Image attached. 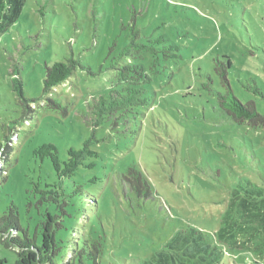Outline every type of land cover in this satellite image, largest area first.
<instances>
[{"label":"rangeland","instance_id":"374dc122","mask_svg":"<svg viewBox=\"0 0 264 264\" xmlns=\"http://www.w3.org/2000/svg\"><path fill=\"white\" fill-rule=\"evenodd\" d=\"M132 31L138 42L164 37L179 56L150 67L145 55L146 104L95 126L94 104L121 88L113 66L136 61L119 57ZM224 56L233 94L264 116V0H24L12 22L1 13L0 216L15 205L22 231L40 245L46 210L59 213L34 191L57 177L34 151L52 143L64 161L91 138L99 157L79 178L90 197L76 203L75 221L62 218L67 243L99 242L98 264H264V220L255 214L264 198L244 193L250 182L264 194V127L238 124L221 108L215 60ZM70 57L79 63L73 75L44 94L46 66ZM129 169L147 180L148 197L132 191ZM193 229L191 238L228 257L193 263L183 240ZM72 255L63 250L60 263ZM16 259L0 239V264Z\"/></svg>","mask_w":264,"mask_h":264},{"label":"trees","instance_id":"16d2710c","mask_svg":"<svg viewBox=\"0 0 264 264\" xmlns=\"http://www.w3.org/2000/svg\"><path fill=\"white\" fill-rule=\"evenodd\" d=\"M24 0H0V15L7 18V21L12 22L22 8ZM5 10L8 11L5 12ZM13 16V18H12ZM139 36L136 31H132L130 40L119 53V57L130 58L136 61H131L125 65L115 67L117 71L118 82L121 85L119 90H112L110 94L104 98L100 97L94 104L93 109L96 111L98 118L95 120V126L100 125L102 119L106 115H112L115 112L131 111L132 108L146 104L142 97L144 92L143 84L149 83L150 77L147 74L146 67L142 63L145 55H148L150 67H155L161 58H176L178 57L179 47L176 44H166L164 37L148 39L143 42H138ZM215 72L219 77L220 84L225 88V93H218L219 103L221 108L227 115L236 123H247L252 127H264V116L260 114L253 101L242 103L232 92L228 80V70L231 67V62L227 57L215 60ZM76 59L70 57L66 61L53 63L51 66H46L45 75L43 78V93L46 94L55 87L67 81L78 66ZM12 89L22 102L27 105L28 100L24 98L22 90V82L19 78L12 79ZM8 141V140H7ZM92 139H86L79 149L69 148L67 151L68 158L61 161L55 145L52 143L43 144L34 151L39 155L40 159L49 157L52 163L53 170L56 173L57 182L54 184H45L44 188L36 185L35 193L39 194L38 204H53L55 211L59 214H51L46 210L45 220L41 222V243L38 245L35 239L22 231L19 225L16 207L12 204L8 212L0 216V239L9 247L17 248V259L14 264H61L60 259L63 250L70 248L73 255L70 260L63 264H98L103 257L102 245L99 242H89L82 240L80 243H72L64 240L62 235L58 234L61 230H67L63 225L62 218H68L71 222L75 221L77 212L76 203L84 201L83 182L80 181L81 169H93L96 166L99 153L91 149ZM0 148V156L2 154ZM0 170V180L6 177ZM126 180L129 182L132 191L139 197H148L150 188L144 176L134 169H129ZM96 177L90 179V182L96 180ZM244 193L246 198L254 200L258 198L263 201L264 194L254 184L246 182L244 185ZM86 200V199H85ZM244 199L243 201H249ZM242 202V203H244ZM241 203V204H242ZM244 209V208H243ZM264 220V211L255 213ZM264 224V221H260ZM221 226H223L221 224ZM22 232V236L19 235ZM192 235L195 230H192ZM219 238L221 229L217 232ZM187 245H190L191 250H187L189 258H192L193 263H219L221 256H226L219 246H209L199 239L183 238ZM180 249V248H179ZM184 256L188 257V254Z\"/></svg>","mask_w":264,"mask_h":264}]
</instances>
